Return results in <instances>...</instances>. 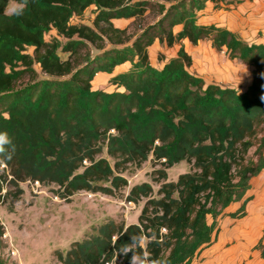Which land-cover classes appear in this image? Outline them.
<instances>
[{
  "label": "trees",
  "instance_id": "trees-1",
  "mask_svg": "<svg viewBox=\"0 0 264 264\" xmlns=\"http://www.w3.org/2000/svg\"><path fill=\"white\" fill-rule=\"evenodd\" d=\"M10 1L23 14L7 13ZM228 2L0 0V131L15 145L10 158L0 156V201L12 194L6 185L17 199L27 181L58 186L54 192L67 202L80 191L114 196L128 186L120 175L128 164L141 166L152 156L164 167L157 170L158 197L149 182L126 197L136 204L145 199L137 224L100 225L65 255L57 251L60 263L129 264L131 252L120 250L140 235L139 250L152 259L192 264L216 239L227 208L241 202L228 215L246 216L251 180L264 170V42L200 20L210 4L220 10ZM91 6L94 26L74 22ZM132 18L135 33L113 23ZM204 40L252 68L244 91L190 71L184 42ZM156 41L180 46L161 67L149 52ZM99 72L111 75L115 89L93 88ZM182 161L192 170L167 181L166 169ZM4 233L0 224V239ZM255 248L264 257L263 240ZM0 264H9L1 253Z\"/></svg>",
  "mask_w": 264,
  "mask_h": 264
},
{
  "label": "rangeland",
  "instance_id": "rangeland-1",
  "mask_svg": "<svg viewBox=\"0 0 264 264\" xmlns=\"http://www.w3.org/2000/svg\"><path fill=\"white\" fill-rule=\"evenodd\" d=\"M231 5L224 6L221 10L213 9L210 4L207 14L200 16L201 21L208 22L218 20L230 28L240 32L248 41L264 42V11L256 8L260 0H229ZM21 5L10 1L6 12L11 14V9ZM97 10L91 6L81 19H74L76 23H84L94 26ZM114 25L128 32L135 33L137 24L134 19H122L113 21ZM53 35L54 32H51ZM50 38V35H47ZM185 49L193 58L190 71L202 77L207 83H217L221 86L235 87L244 91L252 79V68L240 60H231L224 50H216L211 41L204 40L197 45L189 41L184 44ZM179 45L167 48L156 42L149 49L152 64L160 66L162 59L175 56ZM64 55V54H63ZM66 55V54H65ZM64 55V56H65ZM106 73H99L93 81V88L104 90L115 89L108 82ZM112 166L115 160L105 150L102 154ZM163 164L149 157L141 166L128 164L120 173L128 181V186L120 189L116 195L103 193H91L80 191L75 193L69 202L57 197L54 192L56 185H42L35 182H23L20 184L21 195L13 198L15 187L6 185L7 191L12 194L0 201V224L4 226V236L0 239V253L9 264H62L57 259L56 252L64 255L74 241H82L94 234L97 228L111 220L123 221L126 226L137 224L145 199L138 204L127 200V195L133 186L144 182L152 184L154 197H158L157 191L160 184L157 170L162 169ZM191 164L182 161L171 168L166 169L167 181H176L182 173L190 172ZM109 185V183H102ZM6 191H4L5 193ZM227 213L218 220V233L224 228H231ZM209 223L212 218L209 217ZM238 223L235 221L234 224ZM220 234V233H219ZM219 236V235H218ZM218 240V237L215 239ZM214 240V241H215ZM211 245L202 249L193 259L192 264H215L216 252ZM146 244V241L143 242ZM231 244L228 241L229 253ZM245 264V263H242Z\"/></svg>",
  "mask_w": 264,
  "mask_h": 264
},
{
  "label": "crops",
  "instance_id": "crops-1",
  "mask_svg": "<svg viewBox=\"0 0 264 264\" xmlns=\"http://www.w3.org/2000/svg\"><path fill=\"white\" fill-rule=\"evenodd\" d=\"M258 2L259 5L256 6V8L258 7L260 11H264V0ZM231 3L232 2L229 1L226 7H229ZM207 9L208 8H206L202 14H207ZM208 22H217L226 26L218 20H211ZM226 27L236 31L229 26ZM156 42L159 43V41ZM186 42L187 41H185L184 44H186ZM163 63L162 61L159 67H161ZM127 67L128 63L117 66L114 74L125 70ZM99 73L97 75H99ZM107 76L108 78L111 77L109 74H107ZM97 88H99V86H97ZM247 195L251 197V199L246 205L247 214L242 219H232L230 215H228L229 213L235 212L241 206V202L232 204L225 211L228 215L227 218L229 223L233 226L231 228H224L219 232L220 234L217 233L216 238L218 237V240H215L212 246V251L216 252L217 255L215 264H264V257L262 256L261 249L255 248L260 240L264 242V170L251 180V189ZM235 221H238V223L234 224ZM228 241L231 244V248L229 253H225L222 249H227Z\"/></svg>",
  "mask_w": 264,
  "mask_h": 264
},
{
  "label": "clouds",
  "instance_id": "clouds-1",
  "mask_svg": "<svg viewBox=\"0 0 264 264\" xmlns=\"http://www.w3.org/2000/svg\"><path fill=\"white\" fill-rule=\"evenodd\" d=\"M11 12L15 15H20L23 14V8H13ZM14 151L15 145L11 136L6 131H0V156L10 158ZM141 243L142 237L140 235H135L130 238L129 244L121 248L120 254L126 256L131 252L129 264H168L165 258L152 259L147 253L139 250ZM131 245H135L136 247H132Z\"/></svg>",
  "mask_w": 264,
  "mask_h": 264
},
{
  "label": "built area",
  "instance_id": "built-area-1",
  "mask_svg": "<svg viewBox=\"0 0 264 264\" xmlns=\"http://www.w3.org/2000/svg\"><path fill=\"white\" fill-rule=\"evenodd\" d=\"M36 184H40L38 181H35Z\"/></svg>",
  "mask_w": 264,
  "mask_h": 264
}]
</instances>
